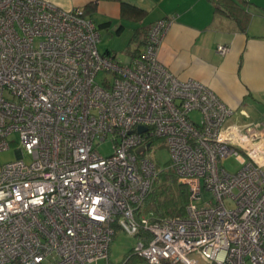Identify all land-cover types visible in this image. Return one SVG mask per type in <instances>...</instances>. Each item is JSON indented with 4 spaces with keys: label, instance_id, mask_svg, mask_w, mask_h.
I'll return each mask as SVG.
<instances>
[{
    "label": "built area",
    "instance_id": "obj_1",
    "mask_svg": "<svg viewBox=\"0 0 264 264\" xmlns=\"http://www.w3.org/2000/svg\"><path fill=\"white\" fill-rule=\"evenodd\" d=\"M171 24L155 22L120 66L99 52L100 32L80 8L0 0V152L14 133L20 146L0 166V264L107 262L115 227L151 234L137 240L139 264H194L197 251L211 264H264V129L231 124L211 90L158 62ZM150 140L163 142L188 188L184 218H135L159 173ZM230 156L235 174L222 167Z\"/></svg>",
    "mask_w": 264,
    "mask_h": 264
},
{
    "label": "crops",
    "instance_id": "obj_2",
    "mask_svg": "<svg viewBox=\"0 0 264 264\" xmlns=\"http://www.w3.org/2000/svg\"><path fill=\"white\" fill-rule=\"evenodd\" d=\"M43 1L62 10L95 3V10L86 15L96 26L117 36L132 27L130 39L144 28L140 34L144 41L155 22L172 19L158 62L180 81L194 80L211 90L233 111L231 124L239 128L259 124L264 129V0H245L250 14L245 31L216 12L208 0H122L146 11L138 23L122 18L120 2L114 0ZM218 46H226L228 52L219 54Z\"/></svg>",
    "mask_w": 264,
    "mask_h": 264
},
{
    "label": "trees",
    "instance_id": "obj_3",
    "mask_svg": "<svg viewBox=\"0 0 264 264\" xmlns=\"http://www.w3.org/2000/svg\"><path fill=\"white\" fill-rule=\"evenodd\" d=\"M114 1L120 2L121 17L127 21L138 23L146 17V11L131 4L125 3L122 0ZM208 1L214 5L216 12L235 20L237 27L241 31H245V26L250 19V14H248V11H246L247 2L245 0H217L215 2L210 0ZM80 9L82 10L83 15L87 17V13L95 10V3H90L84 8ZM96 27L98 30H100L98 26ZM150 28L151 27H149L148 31ZM139 30L136 31L138 32L137 35L133 36L128 43L129 45L136 44V46L134 45V52L131 53V55L134 56L138 54L146 44L147 36L144 41L145 35H140L141 32L144 31V28L140 31ZM140 39L141 41L139 42ZM141 44L142 48H139ZM114 54L115 53L110 50H106L104 53V55L115 60ZM157 143H161L163 145L162 147H164L163 142L150 140L149 148H152V146ZM170 164L171 160L163 167L156 164L159 172L158 176L155 182L152 184L150 192L144 198L140 207L137 208L135 213L136 219L139 220L141 217H144L149 221V223L155 224L168 219L184 218L186 214V207L189 202L188 188L185 184L178 180ZM115 229H119V227H115ZM134 237L136 240L141 239L145 244H147L152 236L149 232L142 228L137 232V234L134 235ZM140 262L141 259L135 253L133 248L120 264H139ZM106 263L107 262H105V264Z\"/></svg>",
    "mask_w": 264,
    "mask_h": 264
},
{
    "label": "rangeland",
    "instance_id": "obj_4",
    "mask_svg": "<svg viewBox=\"0 0 264 264\" xmlns=\"http://www.w3.org/2000/svg\"><path fill=\"white\" fill-rule=\"evenodd\" d=\"M132 27H126L120 36H117L116 33L108 32L105 29H100V37L101 41L98 45V50L101 54L106 52V49L111 48L115 52V61L120 66H127L131 61V50L133 49L135 44H128L130 37L133 34H130ZM106 79V75L103 73H99L97 75L96 81L101 84V82ZM196 119L199 117L197 112L192 114ZM10 149L0 152V166L12 163L17 159V155L15 153L16 149L20 148L19 146V137L17 133L12 134L9 139ZM161 143L154 144L149 152H147V156L151 157L155 161L156 164L163 167L170 162V152L167 148L162 147ZM99 153L108 157L113 152V142L111 139L106 140L98 147ZM241 156V155H240ZM23 160L25 163H30L31 158L27 155L23 156ZM222 167L229 174H235L239 171L241 165L238 162L236 156H230L222 160ZM209 199V194H203V202ZM226 208L228 210L234 209V204L231 200H226L224 202ZM137 244L136 238L121 229H115V234L110 242L109 247V257L107 260L108 264H120L125 259L126 255L135 248ZM189 260L193 261L194 264H211V262L201 256L200 252H193L189 255ZM99 264H105V262H101Z\"/></svg>",
    "mask_w": 264,
    "mask_h": 264
},
{
    "label": "water",
    "instance_id": "obj_5",
    "mask_svg": "<svg viewBox=\"0 0 264 264\" xmlns=\"http://www.w3.org/2000/svg\"><path fill=\"white\" fill-rule=\"evenodd\" d=\"M144 131H145L144 128H139V129H138V132H139V133H143ZM142 151H143L142 149H141V150H138V153H139V152H142Z\"/></svg>",
    "mask_w": 264,
    "mask_h": 264
}]
</instances>
